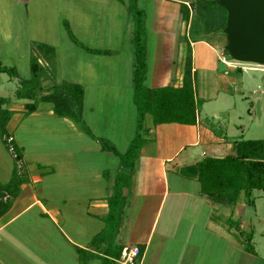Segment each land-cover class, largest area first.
I'll use <instances>...</instances> for the list:
<instances>
[{"label":"rangeland","instance_id":"1","mask_svg":"<svg viewBox=\"0 0 264 264\" xmlns=\"http://www.w3.org/2000/svg\"><path fill=\"white\" fill-rule=\"evenodd\" d=\"M123 1L124 7L122 2L115 0H92V3L88 0L89 6L85 11V2L82 4L77 1V4L76 0H51L49 3L48 0H0V62L16 71L15 76L0 72V96H9L12 100L10 106L14 104L23 107L24 102L29 101H16L14 92L20 86L21 80L31 77L30 60L35 56L43 67L41 84L44 87L61 85L65 81H81L86 96L80 113L89 129L83 130L71 116L54 114L52 103L39 99L40 95L37 96L35 111L29 114L14 112L6 125L9 138L2 139L0 136V185L5 186L1 190L10 193L15 185L17 189L11 192H17L20 182L16 180L21 178L22 182L25 181L30 168H42L48 162L55 170L58 166L61 167L57 173L45 172L42 182L35 184L33 188H36L39 197L45 198L43 202L46 207H55L65 214V217L60 216V225L65 222L68 228L74 226L76 229L82 226L83 234L99 228L103 230L105 227L104 234L116 235L121 223L129 227L133 215L121 213L117 222L111 223L103 218L101 223L87 218L83 211L85 207H90L88 197H91L92 188H97L95 191L100 192L94 181L85 177L91 173L89 167L85 166V160H92L94 167H107L116 177L118 171L116 173L115 167L122 173L123 160L115 150L124 153L126 150L123 152L119 149L127 145L125 139L129 140L134 134L131 124L135 125L136 119L129 111L124 112L119 108L123 103L120 86L130 82V48L134 49L132 43L130 44V34L133 35L135 28L134 15L128 11L127 0ZM187 1L192 13L191 1L194 0ZM152 2L153 0H137L135 4L143 10L144 41L149 66H152V53L157 42V36L151 30ZM77 5L82 7L81 12L78 10L79 13L76 14L70 11L73 7H78ZM174 6L173 3L167 22L159 23L158 28L167 32L168 51L173 50V38L174 46H184L183 61L180 62L178 56L174 57L173 63V67H182L184 71L187 40L183 36L189 29L187 25L185 32L183 31L182 13L180 11V16L177 17ZM187 34L188 40L201 41L194 46L196 72H191L200 117L211 120L217 132L226 135V139L264 140V107L260 116L255 109L257 97H264V66L231 58L224 48L227 41L223 29L207 34ZM43 42L55 47V50L52 47L50 57L38 46ZM202 44L213 47L216 58ZM190 49L192 61L191 45ZM222 56L227 62H223ZM220 73H224L225 78L220 79L217 76ZM126 113L127 117L124 119L123 115ZM140 138L144 140L142 133ZM112 145L115 148H110ZM12 146L17 149L14 150ZM100 147L110 152L109 160L101 157L103 152ZM140 148L141 146L130 158L133 164ZM205 151L209 153L208 150ZM18 152L20 159L15 158ZM7 163L15 169L12 172L13 180L5 185L3 182L9 174L5 171ZM73 166H76L78 174H72V180H69L68 173ZM121 173L118 175L122 176L121 183L127 191H131L130 174ZM113 194L112 188L109 196ZM131 199L130 195L124 198V209L133 210L128 206ZM251 200L253 202H247L241 193L234 209H220L216 205L218 211L215 210L217 212L214 214L221 220L225 236L223 240L216 239L215 244L209 241L202 245L204 237L209 239L210 236H216L212 235L211 228H188L191 224L186 218H173L178 226L171 232L174 231L177 237L168 236L172 245L167 252L171 253H159L158 260L161 261L157 264H264V192L255 189ZM49 211L52 209L49 208ZM34 213L36 210H30L7 228L12 237L8 242V251L5 249L8 264H106L103 258L89 260L86 256L85 261L80 263L49 218ZM187 214L191 218L197 217L199 221L205 218V207L201 206L194 211L189 209ZM174 226L172 223V227ZM62 231L69 234L64 226ZM185 234L188 242L192 241L197 248L196 254L183 253L179 241L186 239ZM245 245H249L251 250H247ZM151 251L153 254V249Z\"/></svg>","mask_w":264,"mask_h":264},{"label":"crops","instance_id":"2","mask_svg":"<svg viewBox=\"0 0 264 264\" xmlns=\"http://www.w3.org/2000/svg\"><path fill=\"white\" fill-rule=\"evenodd\" d=\"M12 1L27 2L30 0ZM77 1L82 2V4L85 2L83 10L85 9V11H87L89 6L87 5L88 0H76V2ZM115 1L122 2L123 7L125 6L123 0ZM49 2H51V0H48L47 3ZM90 2L92 3V0H90ZM179 2L182 1L153 0V2L150 3L152 4L150 7L152 8L150 18L151 30L153 34L157 36V42L154 48L155 51L152 53V66L148 65L146 57L147 71L145 75V84L148 87H160L165 85L180 86L182 84L183 69L182 67H173V63L174 57L178 58V56L180 57V62L183 61L184 46H174L175 40L173 38V50L170 49L171 51H168L169 47L167 45L168 41L166 37L167 32L165 30L164 32L163 30L160 31L158 28L159 23L161 24V22L164 21L167 22V15L169 14L170 9L173 8V3L175 5L174 8L177 17L178 15L180 16ZM77 6L78 7L76 8L73 7L70 11L76 14L81 12L82 7L79 5ZM127 8L129 13L133 15L129 7V0H127ZM65 21L67 20L65 19ZM181 22H183V31L185 32L186 26L188 24L182 18ZM187 32H185L183 37L186 38L187 45H191L193 49L191 66L192 71L196 72L194 46L201 41L188 40ZM180 34L183 33L181 32ZM130 35L132 36L130 40L132 42H130V44L132 43L133 45V35ZM178 39L180 40V37H178ZM41 44L47 45L45 42ZM202 45H204L211 55L213 54L214 58H216L214 52L215 49L213 47L207 44ZM50 47H53L55 50L53 45L50 44ZM174 47H177L176 50H174ZM114 51L117 50L114 49ZM130 53L132 58L130 66V82L128 85L120 86L121 88L119 91L120 94H122L123 103L120 107H118L124 112L129 111L131 116H134L136 119V107L133 102L134 49L130 48ZM224 73L217 74V76L220 79L223 77L225 78V76H223ZM78 84L81 85V81ZM85 93L86 92L84 90L83 99L86 96ZM257 98L264 99V97ZM11 104L12 103L8 105V108L13 110V114L14 112L29 114L26 112L24 106L22 107L20 105L14 104L10 106ZM263 107L264 105L261 107V113ZM126 117L127 113L126 115H123L124 119ZM83 122L85 121L83 120ZM131 129L132 133L135 134L134 124H131ZM141 133L144 137V143L141 145L139 155L133 164L131 176L132 190L127 191L126 188H123L124 196L126 197L130 195L132 198L128 203V206L133 208V210L124 209L122 206V213L133 214L131 215L132 220L130 221L131 224L128 228L126 225L124 226L123 223H121L117 234L114 237L115 244L123 247L137 245L140 248V264H157L158 261H161L158 260L159 253L162 254L165 252L166 254L172 245V243L170 244L168 241V236L171 235L170 237L172 238L177 237L174 231L171 232L172 229L175 230L178 226H176V223L173 222V218H176V216L178 219L186 218V220H188L191 224L188 226V228H211L210 230L212 231V235L215 234L216 236H210L209 239L204 237L205 241L202 243V245H206L209 241H212L215 244L216 239H218L217 241L223 240L225 236L223 233L225 231L222 232L223 228L221 220L214 214L218 211L216 205H219L220 209L225 208V210H227L228 208L234 209V207L237 205V202L234 207L220 205L203 194L200 190V184L197 180V162L206 156L223 157L228 153H232L233 139H226V135L214 134L207 127V125L204 124L203 118L200 117L199 113L197 115L196 123L192 125L179 123H161L153 125L151 116L147 114L145 116L144 126ZM133 135H131L129 140L125 139L127 145L125 144V146H122L121 148L119 147V150H122L123 152L126 150ZM101 138L104 139V137ZM93 140L97 141L98 139L93 138ZM205 149L208 150L209 153H206ZM100 150L103 152L101 157L104 156L106 160H109L110 152H106V150H103L101 147ZM44 165L45 167L42 168L37 167L34 169H28L25 181L22 182L21 178H18L20 180V187H18L17 192H11L15 188L17 189V187L14 188L12 186L10 193L4 192V196L0 195V208L3 207L2 203L5 200L9 201L7 210L0 215V264H8V257L6 255L5 249L8 251V248L10 247L8 242H10L12 237L10 233L7 232V228L32 209L36 210V213L34 214H37L40 217L49 218L52 225H54L62 234L63 238L65 239V243L69 244L70 250L74 254L76 260L79 262L85 261V256L89 258V260L103 258L105 256L102 249L103 246H100L97 241L93 242L92 240L95 234L101 230L100 228L95 229L94 232H85L83 234L82 226H80L79 229H76L74 226L68 228L64 222L65 220L63 221L64 223L60 225V216L65 217V214L61 213L60 209L55 207H49L52 209L50 212L49 208L46 207L43 202L45 198L38 196L36 188H33V186L42 182V175L45 174V172L51 174L57 173L58 169H61L58 164L56 169L57 171L49 162L45 163ZM85 166L89 167L88 170L91 172L86 174L85 177H90L91 180L94 181V184L98 186L100 192L95 191L97 188H92L90 195L91 197H88L90 198V207H85L83 211L85 212L87 218L96 219L102 223V219L108 212L107 198L111 194L113 188L112 184L115 180V177L113 176L114 173L111 172L107 167H94L92 160H85ZM14 169L15 168L13 165H9L8 163L6 164L5 171L9 174L6 177V181L3 182L4 184H8L9 181L12 180V172ZM115 169L117 173L118 168L115 167ZM94 170L95 173H93ZM68 174L70 177L69 180H72L71 175L78 174L76 166L70 168V173ZM199 206L205 207V218L203 217V219H199L198 221L197 217H188L187 211L189 209L194 211L195 209L200 208ZM164 209L165 211H163ZM172 223L175 224L174 227H172ZM63 226L69 232V237L66 235V233H63ZM101 227H104V223ZM72 229L78 230V232ZM185 236V240L179 241V244L182 246L181 249L183 253L188 255L193 253L196 254L198 251L197 248L193 246L194 244L192 241L188 242L186 234ZM155 237H157V239H155ZM11 244L13 245V243ZM192 247L196 251L194 249H190ZM151 249H153V254ZM2 250L5 253H3ZM167 253H171V251ZM200 254H203V252H200Z\"/></svg>","mask_w":264,"mask_h":264},{"label":"trees","instance_id":"3","mask_svg":"<svg viewBox=\"0 0 264 264\" xmlns=\"http://www.w3.org/2000/svg\"><path fill=\"white\" fill-rule=\"evenodd\" d=\"M137 0H129V7L134 15L135 28L133 33L134 46V69H133V102L136 107L135 134L124 153H119L123 160V174L132 176L133 162L131 157L138 151L143 140L140 138V131L143 130L145 116L149 114L153 125L161 123L195 124L197 121L198 109L196 106L195 91L192 84L191 49L189 44L186 50V60L180 86L165 85L160 87H148L145 84L147 69L145 31L143 26V10L135 6ZM217 0H194L191 1L193 11L187 0L181 2L180 8L182 19L188 24V32L193 34H207L215 31H222L226 22L225 9L216 3ZM45 53L52 54L53 48L46 44L38 45ZM31 77L20 81V86L15 90L14 97L25 101L23 106L27 113L36 109V97L52 103V110L58 116H71L79 123L83 130L89 131L85 126L80 109L82 106L84 89L75 82H64L61 85H50L44 87L41 84L43 67L38 58L33 56L30 60ZM0 72H7L15 76L16 71L11 66H6L0 62ZM12 102L9 96H0V136L9 138L6 125L11 119L13 110L8 108ZM204 124L216 135L214 123L209 119H203ZM17 149L16 146H12ZM110 148H115L113 145ZM233 152L223 157L206 156L197 162V180L200 190L212 201L234 206L240 196L247 202L251 200L252 192L261 190L264 192V140L263 139H234ZM15 158H20V153H16ZM17 172V171H16ZM113 183L114 194L107 198L108 212L104 216L106 221L117 222L122 213L124 185L121 183L122 176ZM121 173V174H122ZM14 178V177H13ZM12 178V180H13ZM11 182V181H10ZM16 182H20L19 179ZM6 185V184H5ZM12 185V184H11ZM8 186V185H7ZM5 186L0 185V195L4 196L1 190ZM13 187H17L13 185ZM2 191V192H1ZM14 193V192H13ZM5 200L0 208V215L8 208ZM105 227L103 228V230ZM103 230L93 237V242H98L103 246L105 256L103 262L106 264H116V259L120 256L123 246L115 244V234H104ZM247 250H251L249 245H245ZM135 264H140V248Z\"/></svg>","mask_w":264,"mask_h":264},{"label":"water","instance_id":"4","mask_svg":"<svg viewBox=\"0 0 264 264\" xmlns=\"http://www.w3.org/2000/svg\"><path fill=\"white\" fill-rule=\"evenodd\" d=\"M226 11L223 32L224 46L236 61L264 66V0H217ZM264 99L255 100V109L261 115Z\"/></svg>","mask_w":264,"mask_h":264},{"label":"built area","instance_id":"5","mask_svg":"<svg viewBox=\"0 0 264 264\" xmlns=\"http://www.w3.org/2000/svg\"><path fill=\"white\" fill-rule=\"evenodd\" d=\"M222 60L223 62H227L224 56H222ZM138 254L139 247L137 245L124 246L120 256L115 260L116 264H135Z\"/></svg>","mask_w":264,"mask_h":264}]
</instances>
